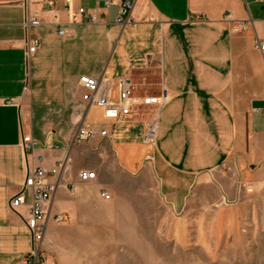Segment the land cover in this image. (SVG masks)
<instances>
[{"label": "crops", "instance_id": "obj_1", "mask_svg": "<svg viewBox=\"0 0 264 264\" xmlns=\"http://www.w3.org/2000/svg\"><path fill=\"white\" fill-rule=\"evenodd\" d=\"M108 1L0 0V264H17L33 249L30 191L16 213L10 208L28 166L52 170L66 162L49 179L57 189L41 246L45 264H91L92 241L108 239L111 227L126 222L101 198L118 173L153 170L164 202L180 215L191 194L231 160L246 182L264 185L258 0H138L134 24L126 26L116 23L121 0L106 7ZM79 9L84 13L73 23ZM227 13L251 25L234 33ZM34 18L40 24L28 25ZM34 41L40 45L29 56ZM84 76L129 77L132 114L110 120L85 102ZM163 89L169 97L158 105ZM153 119L157 138L148 146L142 138ZM83 125L110 135L78 142ZM28 136L31 155L23 149ZM83 170L95 179L80 181ZM58 214L61 223L54 221Z\"/></svg>", "mask_w": 264, "mask_h": 264}, {"label": "rangeland", "instance_id": "obj_2", "mask_svg": "<svg viewBox=\"0 0 264 264\" xmlns=\"http://www.w3.org/2000/svg\"><path fill=\"white\" fill-rule=\"evenodd\" d=\"M111 180L107 201L126 222L92 241L91 264H264V185L246 182L233 160L191 194L181 215L164 202L153 170Z\"/></svg>", "mask_w": 264, "mask_h": 264}, {"label": "built area", "instance_id": "obj_3", "mask_svg": "<svg viewBox=\"0 0 264 264\" xmlns=\"http://www.w3.org/2000/svg\"><path fill=\"white\" fill-rule=\"evenodd\" d=\"M138 0H121L119 4V13L116 23L122 26L133 25L132 13ZM69 4L71 0H66ZM111 0L106 3V7L111 4ZM264 9V0H258ZM51 4V2L49 3ZM84 13V9H79L73 14V23L78 22L80 16ZM225 22L230 24L234 33H243L251 25L250 21H237L231 13H227L224 18ZM92 23L98 21L97 16L93 15L90 19ZM40 20L34 18L28 25H39ZM65 30H60V35H65ZM40 42L34 41L28 48V55L36 53ZM256 47L264 51V44L260 39L257 40ZM81 86L85 90L83 100L90 105H95L104 110L105 117L110 120H118L122 117H128L132 114V108L137 103L134 98V85L132 80L123 76L118 79H94L89 76L81 77ZM169 97V93L163 89L162 95L157 99V104H162ZM110 133L108 130H101L94 126L83 125L79 128L76 141L87 142L97 138H107ZM157 138L156 121L153 119L146 127L143 134L142 142L148 146H154ZM23 149L26 155H31L35 149V143L31 137L23 138ZM152 157H150L151 159ZM66 162H59L52 170L44 168L29 167L26 170L25 181L20 191L11 199L10 208L13 212H17L26 204V192L31 193V205L29 215L26 220L28 229L30 230L33 249L23 257L17 264H45L41 246L46 232L48 220V205L50 204L53 194L57 189V184L50 183L49 179L59 174L64 169ZM96 177L95 172L83 170L80 173V181L89 182ZM101 196L110 200L111 195L107 191H102ZM62 214L55 215L54 221L63 222Z\"/></svg>", "mask_w": 264, "mask_h": 264}]
</instances>
